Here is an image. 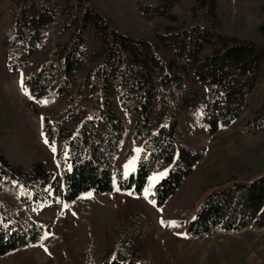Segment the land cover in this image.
I'll return each mask as SVG.
<instances>
[{"label": "trees", "instance_id": "trees-1", "mask_svg": "<svg viewBox=\"0 0 264 264\" xmlns=\"http://www.w3.org/2000/svg\"><path fill=\"white\" fill-rule=\"evenodd\" d=\"M126 1L139 21L132 29L90 0H0V68L23 72L29 108L57 148L55 171L27 146L17 115L0 105V257L42 242V225L18 219L20 210L78 202V234L63 264H150L146 216L111 212L86 195H136L165 172L151 194L161 208L205 154L182 123L210 135L227 128L264 80V46L231 33L221 0ZM233 15L235 25L264 36V0H233ZM263 130L264 93L242 125L248 134ZM136 147L135 172L115 175L121 150L126 161ZM246 171L242 181L232 176L216 190L202 188L189 237L264 227V155Z\"/></svg>", "mask_w": 264, "mask_h": 264}, {"label": "rangeland", "instance_id": "rangeland-1", "mask_svg": "<svg viewBox=\"0 0 264 264\" xmlns=\"http://www.w3.org/2000/svg\"><path fill=\"white\" fill-rule=\"evenodd\" d=\"M90 1L117 25L132 29L139 23L130 15L126 0ZM221 1L231 33L264 46V36L234 24L233 0ZM263 93L264 80L250 94L244 113L227 128L213 135L192 129L186 122L182 123L183 134L192 136L193 145L205 154L177 192L161 208L155 207L151 194L154 185L165 172L152 174L143 190L136 195L117 190L107 196L86 195L95 197L111 212L133 209L146 216L152 227V233L144 243L145 256L150 264H156L158 260H166L168 264H264V227L245 228L236 233H217L203 238H191L185 232L187 221L203 200V187L207 186V192L216 190L232 176L238 181L244 180L247 177L246 166L256 157L264 155V130L254 135L242 131V125L260 103ZM0 105L17 115L22 127L21 133L36 158L49 162L52 169L57 171V148L47 145L42 134L41 118L29 108L23 72H10L4 62L0 68ZM85 105L90 108L91 103L85 102ZM139 150L136 147L134 154L123 161L122 149L114 163V174L127 177L135 172ZM78 206V202L70 206L52 202L33 212L20 210L18 219L31 217L42 225V242L0 257V264H63L69 261L71 247L78 234ZM189 210L183 228L178 229V221L182 220L180 215Z\"/></svg>", "mask_w": 264, "mask_h": 264}, {"label": "snow or ice", "instance_id": "snow-or-ice-1", "mask_svg": "<svg viewBox=\"0 0 264 264\" xmlns=\"http://www.w3.org/2000/svg\"><path fill=\"white\" fill-rule=\"evenodd\" d=\"M163 223V222H162ZM172 226H175V225H172Z\"/></svg>", "mask_w": 264, "mask_h": 264}]
</instances>
